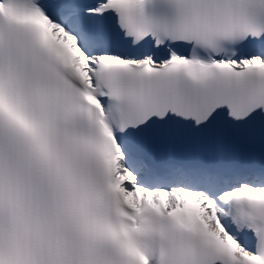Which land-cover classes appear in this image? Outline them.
Wrapping results in <instances>:
<instances>
[{
    "label": "snow or ice",
    "instance_id": "obj_1",
    "mask_svg": "<svg viewBox=\"0 0 264 264\" xmlns=\"http://www.w3.org/2000/svg\"><path fill=\"white\" fill-rule=\"evenodd\" d=\"M0 264H264V0H0Z\"/></svg>",
    "mask_w": 264,
    "mask_h": 264
}]
</instances>
